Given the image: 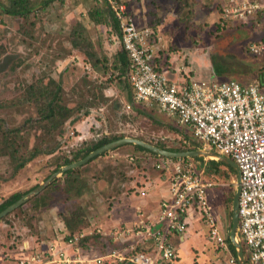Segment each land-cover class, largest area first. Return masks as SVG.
I'll list each match as a JSON object with an SVG mask.
<instances>
[{"label": "rangeland", "instance_id": "rangeland-1", "mask_svg": "<svg viewBox=\"0 0 264 264\" xmlns=\"http://www.w3.org/2000/svg\"><path fill=\"white\" fill-rule=\"evenodd\" d=\"M12 1L15 0H0V4L7 6ZM19 1L31 8L27 16L10 15L0 7V104L6 105L0 106V125L22 129L27 135L28 150L36 145L39 130L29 119H36L39 113L37 105L26 100V91L33 83H48L51 79L62 86L63 102L72 108V114L64 123L61 135L55 131L46 140L55 147L54 152L39 155L21 169L15 168L9 155L2 154L0 146V204L14 193L24 195L45 183L64 157H73L84 145L105 134L143 137L151 144L162 143L180 148L179 151L203 147L189 127L156 107L134 103L127 108V103L133 102V92L128 77L112 66L123 46L120 31L113 27L104 0ZM124 1L129 6L132 0ZM220 1L171 0L172 15L190 6L196 18L197 24L189 34L194 42L188 61L190 75L193 79L264 83V51L259 55L249 51L251 44L258 42L251 38V31L238 29L235 32L240 36L226 43L223 41L226 33L220 34L221 30H217ZM94 10L104 12L109 22H95L90 14ZM133 145L104 152L78 167L79 179L74 183L81 186V192H69L64 173H59L38 195L0 219V259L8 260L37 247L43 248L69 232L91 231L96 227L108 231L115 225L130 222L136 216V208L143 206L156 188L153 184L148 190L150 195L140 197L141 182L160 180L163 174L153 166L155 156L135 164L128 162L129 154L149 153ZM24 152L27 150L23 147L21 153ZM193 159L205 179L215 183L209 198L219 227L228 238L233 204L229 197L235 194L237 174L227 176L224 165H219V171L214 172L211 161H218L214 157ZM42 193L46 204L38 206L32 199ZM75 212L83 213L82 222L73 228L67 227L63 218H72ZM203 219V213L193 209L186 219L190 225L186 239L178 236L173 240L178 257L167 264H232L230 260L235 255L209 236V227ZM89 243L93 248H88L84 257L93 259L107 252L95 247L92 241ZM68 253L73 255L71 248ZM84 264L95 263L85 261ZM104 264L122 263L105 260Z\"/></svg>", "mask_w": 264, "mask_h": 264}, {"label": "built area", "instance_id": "built-area-1", "mask_svg": "<svg viewBox=\"0 0 264 264\" xmlns=\"http://www.w3.org/2000/svg\"><path fill=\"white\" fill-rule=\"evenodd\" d=\"M119 23L121 43L129 58L127 77L134 103L156 107L179 124L189 127L195 140L204 147L234 160L240 170L238 233L246 261L264 264V83L242 84L235 80L191 79L177 82L157 68L160 32L151 25H140L124 0H105ZM218 23L228 21L247 24L258 13L264 14V0H221ZM249 51L259 55L264 41L253 43ZM146 156L145 158H150ZM154 168L169 173V197L162 199L156 214L136 208L131 223L106 231L103 227L68 233L61 240L48 242L32 252L0 264H75L105 260L131 264H165L177 259L173 238L185 240L193 209L203 213L209 236L229 249L223 235L209 191L214 182L205 179L194 159L155 157ZM135 154L127 160L133 162ZM146 196L145 190L139 191ZM90 235L108 237L109 249L93 259L84 257L83 239ZM141 247V250L138 249ZM73 255H69L68 249ZM232 264L238 259L232 257Z\"/></svg>", "mask_w": 264, "mask_h": 264}, {"label": "trees", "instance_id": "trees-1", "mask_svg": "<svg viewBox=\"0 0 264 264\" xmlns=\"http://www.w3.org/2000/svg\"><path fill=\"white\" fill-rule=\"evenodd\" d=\"M105 2V0H104ZM0 7L5 13H8L10 15H22L27 16L28 13L31 10V8H28L23 1L15 0L12 1L10 5L4 6L0 4ZM109 16L112 20V25L114 28H116L117 31L119 30V23L116 20L113 12L108 7ZM91 16L93 20L97 23H108L109 21L106 20V15L102 11H92ZM218 23V22H217ZM225 26H221L219 23L217 24V30L225 28ZM120 33V32H119ZM264 41V38L262 39ZM114 64L112 65L114 68L120 71L121 74H127L128 67H129V58L124 49H121L116 54V61H113ZM26 100L32 101L37 105L38 108V117L36 119H29V122L35 123V127L39 130V135L37 136L38 141L36 145H34L31 149L28 150V140L26 139L27 135H24L23 130L19 128H6L0 125V146L2 149L3 155H9L12 158V161H14L15 168L21 169L23 168L28 162L35 159L39 155L42 154H52L55 150V147L52 148L50 144L46 141L47 138H50L49 136L54 134L55 131H57L59 135L62 133V128L66 120L69 118V116L72 114V108L67 106L64 102V95H63V89L62 86L59 83H56L55 80L51 79L48 83H42L37 82L33 83L28 86V89L26 91ZM1 107L6 106L5 104H0ZM88 114V113H86ZM125 135H111V134H105L103 137L91 141L90 143H87L79 149L76 153H74L73 157L71 158H65L63 159V162L57 166L55 171L59 170L61 166L71 164L75 161H78L82 158H84L87 154H89L91 151L120 138H123ZM25 137V139H24ZM141 140H144L146 142L150 141L146 138L139 137ZM197 141V140H196ZM198 142V141H197ZM46 143V144H45ZM200 145H203L202 143L198 142ZM157 146H160L164 149H168L170 151H179L180 148L175 147H168L165 144L159 143ZM25 148L27 152L21 153V149ZM134 148L138 149L139 151H146L149 153H146V155L142 154H135L137 159L133 161L132 163L135 164L139 160L145 159L146 156H155L158 157L156 153L140 146L137 144L133 145ZM185 159H193V158H185ZM128 161V160H127ZM129 162V161H128ZM212 164H214V172H218L219 165H224L227 167V173L225 171V174L228 176L229 173L237 174L236 170L228 165L223 163L222 161H211ZM79 168L68 170L64 173V180L67 185V190L70 192L76 190L81 192V186L77 185L75 186L76 181L79 179ZM36 185L35 187H37ZM34 187V188H35ZM23 196L21 193H14L11 195L8 199H6L3 203L0 204V212L7 208L9 205L17 201ZM232 198H234L233 194L230 195L229 200L233 201ZM45 196L42 193L41 195L37 196L36 198L32 199L33 203L36 205H45L46 201L44 200ZM81 216V217H80ZM82 216L83 213L78 214L75 212V214L72 216V218L64 217V223L67 227H75L76 224L79 225L82 222ZM230 216L232 217V211L230 212ZM5 217V216H4ZM3 217V218H4ZM76 217V218H75ZM2 219V218H1ZM230 227L232 228V222L230 224ZM76 232V231H75ZM74 233V232H69ZM59 237V236H58ZM108 237L101 236V235H90L87 236L82 241V245L84 246L86 251H89L88 248L92 250L93 245L89 243V241H92L93 244L96 246H99L101 248H104L103 250L107 251L109 249V245L111 241L107 240ZM56 240V239H54ZM227 244L230 248V250L233 252V254L236 255V248L233 245V243L230 240V237L226 238ZM141 250V247L138 249V251ZM122 264H131L128 262H119ZM248 263V261H247Z\"/></svg>", "mask_w": 264, "mask_h": 264}, {"label": "crops", "instance_id": "crops-1", "mask_svg": "<svg viewBox=\"0 0 264 264\" xmlns=\"http://www.w3.org/2000/svg\"><path fill=\"white\" fill-rule=\"evenodd\" d=\"M166 2H168V5L166 4ZM166 7L168 8L166 9ZM169 7H171V0H132L129 5L131 12L134 14L137 22L140 25H151L156 28L161 34L162 39L159 44L160 51L156 60L157 68L164 73H170L168 75L170 78H168L173 81H177L180 79H182V81H189L193 78L190 75L188 69V61L189 56L192 53L191 48L194 46V42L190 40L192 37L189 34H191L190 30L194 29L195 25L197 24L195 21L196 18L192 14L193 8L190 6L187 8V10H181V12L176 15H172ZM244 28L251 31V38L257 39L258 42L262 41V39L264 38V14L258 13L253 18H251L250 22L247 24L228 21L226 23V27L223 29H219L221 30L219 32L220 34L226 33V39H223V41L227 43L228 41L233 40L236 36H240L239 32H235L236 30ZM186 35H188V39ZM121 49L123 48H120V50ZM160 172L163 173L160 180L154 179L153 181H146V184L145 181H143L141 182L140 188L138 189V192L141 189L146 191V196H142L139 192L140 197H147L148 195H150L148 194V190L150 189V187L153 184L156 187L153 190L154 193H151L150 199L147 200L143 206H138L143 207L147 213L152 215L158 212L159 205L162 199H165L170 195L169 173L163 171ZM163 182H167V185H163ZM163 191L166 192L163 193ZM135 217L130 221L131 223L133 222Z\"/></svg>", "mask_w": 264, "mask_h": 264}, {"label": "water", "instance_id": "water-1", "mask_svg": "<svg viewBox=\"0 0 264 264\" xmlns=\"http://www.w3.org/2000/svg\"><path fill=\"white\" fill-rule=\"evenodd\" d=\"M126 144H137L140 145L154 153H156L159 156L164 157H171V158H196V157H214L218 161H222L225 164H228L232 166L236 172H237V188L234 194L233 198V204H232V228L230 231V240L233 243V245L236 248V255L238 259V264H247V261L245 259L244 255V248L242 245V242L240 241L239 233H238V225H239V195H240V170L237 165V163L232 160L229 157L220 155L213 151L212 149H209L207 147H202L198 149L193 150H183V151H170L168 149H164L162 147H159L157 145L151 144L149 142H146L144 140L134 138V137H123L114 141H111L93 151H91L89 154H87L84 158L75 161L71 164L65 165L61 167L60 170L56 171L53 175L49 177V179L43 183L35 187L32 191L28 192L27 194H24L20 199L9 205L7 208L2 210L0 212V219L4 216L8 215L10 212L14 211L18 207L25 204L30 198L38 195L55 177L58 176L59 173H65L68 170L75 169L78 167L83 166L84 164L88 163L91 159L94 157L107 152L109 150L118 148L120 146L126 145Z\"/></svg>", "mask_w": 264, "mask_h": 264}]
</instances>
